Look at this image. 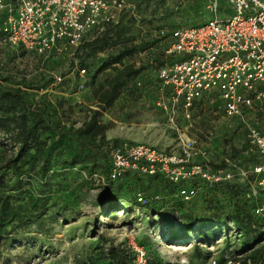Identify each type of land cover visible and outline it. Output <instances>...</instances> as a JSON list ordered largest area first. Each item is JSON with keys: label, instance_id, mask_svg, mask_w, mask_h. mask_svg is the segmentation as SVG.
<instances>
[{"label": "built area", "instance_id": "built-area-1", "mask_svg": "<svg viewBox=\"0 0 264 264\" xmlns=\"http://www.w3.org/2000/svg\"><path fill=\"white\" fill-rule=\"evenodd\" d=\"M126 9L124 0H0V46L21 47L45 58L53 51L61 54L74 50L92 31L116 23ZM204 10L208 20L203 23L179 24L167 32L164 56L172 59L156 72L153 105L171 122L178 115L189 121L195 102L214 95L222 116L239 133L238 157L213 167L185 134H178L172 151L121 142L108 150V180L159 176L176 187L184 202L203 188L236 184L264 230V0H206ZM79 75L84 77V71ZM53 78L57 84L62 81L61 76ZM135 198L142 206L150 202L139 191ZM132 247V264H147L145 250ZM211 251L199 264H239L241 259Z\"/></svg>", "mask_w": 264, "mask_h": 264}, {"label": "trees", "instance_id": "trees-1", "mask_svg": "<svg viewBox=\"0 0 264 264\" xmlns=\"http://www.w3.org/2000/svg\"><path fill=\"white\" fill-rule=\"evenodd\" d=\"M136 9V12H122L116 23L105 25L101 32L92 31L73 50L74 62L71 67H76L78 74L84 71V76H88L86 72L93 68L88 84L82 80L83 77L80 84L90 86L95 108L85 111L87 114L80 126H75L74 122L69 123L64 118L65 112L73 110L72 106L64 110L65 102L60 100L54 104L42 94L55 83L53 76L49 79L41 75L38 79L28 80L24 76L17 78L0 72V264H5L3 252L8 248L24 245L22 241L28 239L27 232L31 228H36L41 235L50 234L51 228L48 225L58 220L59 209L52 210L55 194L63 192L62 188L59 189L60 180L63 183L70 173L75 174V177L83 172L89 176L97 173L103 177L100 191L94 198L100 215L114 213L117 209L127 213L130 207L143 210L150 202L142 206L137 202L135 193L139 191L145 196L154 195L152 189L168 183L159 176L127 175L123 179V199L119 200L122 188L116 186L115 189L112 186L114 183L108 180V150L121 142L106 138L108 127L102 122L103 114L123 94H141L144 89L142 73L148 68L155 72L158 89L156 72L172 59L164 56L167 43L153 52L154 46L162 38L147 42L142 34L136 32V26L146 22L138 15L139 6ZM175 26L178 24L172 25L170 29ZM150 50L152 52H149L148 66H136L128 62L138 54ZM100 55L104 58H99ZM56 56L57 52L53 51L47 58L38 57L43 63L50 62ZM108 69L110 73H105ZM214 97L206 95L195 102L192 115L198 110L222 115L220 103ZM233 127L232 130L237 132L235 125ZM236 134L239 136L238 132ZM238 155L239 149L232 158L236 159ZM224 165L225 163L212 164L213 167ZM123 180L116 183L120 184ZM205 192L209 196L215 195V201L220 202V205H216L217 212H213L198 228H192L198 240L209 244L216 234L225 230L228 232L232 225L242 239L239 251L246 252L239 264H264V230L252 214L253 205L242 198L239 186L215 185L206 187ZM176 199L178 204L182 201L177 195ZM226 208H229V212ZM178 211L181 213L177 219L180 226L192 227L193 218ZM105 241H108L107 251H98V260L105 261L106 264H132L133 253L130 255V252L120 246L109 240ZM210 255V252L198 255L194 261L206 259ZM146 260L147 264H172L149 254L146 255ZM81 264L95 263L84 261Z\"/></svg>", "mask_w": 264, "mask_h": 264}, {"label": "rangeland", "instance_id": "rangeland-1", "mask_svg": "<svg viewBox=\"0 0 264 264\" xmlns=\"http://www.w3.org/2000/svg\"><path fill=\"white\" fill-rule=\"evenodd\" d=\"M124 1L126 11L136 12L139 6L138 15L146 20L144 24L136 26L137 33L142 34L147 42L162 38L154 46L153 52L167 43V32L172 25L194 26L208 20L204 10L206 0ZM219 18L223 19L222 16ZM20 48L0 46V72L17 78L24 76L28 80L38 79L41 75L49 79L54 75L61 76L60 84L54 83L42 94L54 104L60 100L65 102L64 110L72 106L73 110L65 112L64 118L80 126L85 120V111L95 108V101L90 86L81 88L82 77L76 67H71L74 62L73 50L61 52L50 62L41 63L38 56ZM149 52L152 50L140 53L128 62L146 67L149 64ZM99 58L104 56L100 55ZM92 72L93 68L86 72L88 76L82 78L85 83L88 84ZM105 73H110V70ZM142 81L144 89L141 94H123L103 114L102 122L108 127L107 139L146 143L172 151L176 150L178 134H185L195 140L194 151L209 164H227L236 160L232 155L240 147V136L232 130L233 122L218 112L199 110L191 114L189 121L178 115L171 122L169 115L160 113L152 105L158 92L155 72L148 68L142 73ZM102 182L103 177L97 173L89 176L85 172L76 177L70 173L63 183L60 180L59 189L62 188L63 192L55 194L52 208L53 211L59 209L58 220L48 225L51 228L50 234L41 235L36 228H31L27 232L28 239L22 241L23 246H13L3 252L5 264H81L84 261L106 264L98 260L96 254L100 250L107 251L108 241L105 240L120 246L130 255L133 253L132 246L141 247L146 255L172 264H199L202 260L194 261L195 257L211 253V250L219 256H246V252L239 251L242 239L232 225L228 232L225 230L216 234L209 244L198 240L192 228H198L213 212H217L216 205H220V202L215 201L217 197L209 196L205 188L192 201H179L178 204L175 186L167 181L164 186L151 190L154 195H147L150 203L145 209L130 207L127 213L117 209L114 213L100 215L94 198ZM112 186L115 189L116 186L122 188L119 200L123 199L124 180ZM178 210L193 218L192 227L180 226L177 219L181 213ZM226 210L229 212V208ZM170 246L186 247L188 250H169Z\"/></svg>", "mask_w": 264, "mask_h": 264}, {"label": "bare ground", "instance_id": "bare-ground-1", "mask_svg": "<svg viewBox=\"0 0 264 264\" xmlns=\"http://www.w3.org/2000/svg\"><path fill=\"white\" fill-rule=\"evenodd\" d=\"M169 250H180V251H187L188 249L186 247H174L170 246L168 247Z\"/></svg>", "mask_w": 264, "mask_h": 264}]
</instances>
